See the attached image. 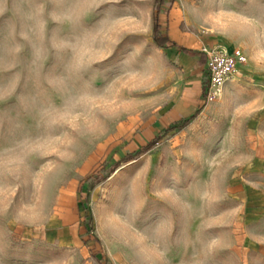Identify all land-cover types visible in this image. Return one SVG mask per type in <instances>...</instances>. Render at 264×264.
Returning a JSON list of instances; mask_svg holds the SVG:
<instances>
[{
    "label": "rangeland",
    "instance_id": "obj_1",
    "mask_svg": "<svg viewBox=\"0 0 264 264\" xmlns=\"http://www.w3.org/2000/svg\"><path fill=\"white\" fill-rule=\"evenodd\" d=\"M5 11L0 264H264V0H165L169 47L154 0ZM177 46L242 60L206 99Z\"/></svg>",
    "mask_w": 264,
    "mask_h": 264
},
{
    "label": "built area",
    "instance_id": "obj_2",
    "mask_svg": "<svg viewBox=\"0 0 264 264\" xmlns=\"http://www.w3.org/2000/svg\"><path fill=\"white\" fill-rule=\"evenodd\" d=\"M202 52L205 53V69L207 71L206 99L218 97L222 91L224 83L236 71V66L242 57L234 56L217 47H204Z\"/></svg>",
    "mask_w": 264,
    "mask_h": 264
},
{
    "label": "trees",
    "instance_id": "obj_3",
    "mask_svg": "<svg viewBox=\"0 0 264 264\" xmlns=\"http://www.w3.org/2000/svg\"><path fill=\"white\" fill-rule=\"evenodd\" d=\"M165 0H154V9H155V14L152 18V39L154 43L159 46V47H169L175 45L173 41L170 40L168 35L161 30V26L158 21L157 14L160 12V7L163 5ZM177 50L189 54V55H197V63L198 65H202L205 62V53L202 51H198L195 49L187 48L184 46H177ZM196 111L193 112L192 114L179 119L178 121L174 122L171 126H169L167 129L163 131V133H166L167 131L171 129H181L183 126L188 124V122L195 116ZM160 135H157L154 137L152 140H150L145 146L140 148L139 150L133 151L132 153H128L125 155L123 158L124 160L131 159L135 155L139 154L141 151L146 150L149 148L158 138Z\"/></svg>",
    "mask_w": 264,
    "mask_h": 264
},
{
    "label": "clouds",
    "instance_id": "obj_4",
    "mask_svg": "<svg viewBox=\"0 0 264 264\" xmlns=\"http://www.w3.org/2000/svg\"><path fill=\"white\" fill-rule=\"evenodd\" d=\"M5 6L7 8V0H0V17H3L6 12Z\"/></svg>",
    "mask_w": 264,
    "mask_h": 264
},
{
    "label": "crops",
    "instance_id": "obj_5",
    "mask_svg": "<svg viewBox=\"0 0 264 264\" xmlns=\"http://www.w3.org/2000/svg\"><path fill=\"white\" fill-rule=\"evenodd\" d=\"M168 37H169V36H168ZM177 38H178V37H177ZM179 38H180V37H179ZM180 39H181V38H180ZM170 40H171V39H170ZM171 41H172V40H171ZM179 52H180V51H179ZM171 53H172V52H170V55H171ZM181 53H182V52H181ZM183 54H185V53H183ZM186 55H189V54H186ZM204 63H205V62H204ZM197 64H198V63H197ZM199 66H202V67H203V66H204V64H202V65H199Z\"/></svg>",
    "mask_w": 264,
    "mask_h": 264
}]
</instances>
